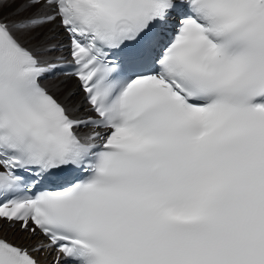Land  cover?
<instances>
[{"label":"snow or ice","instance_id":"snow-or-ice-1","mask_svg":"<svg viewBox=\"0 0 264 264\" xmlns=\"http://www.w3.org/2000/svg\"><path fill=\"white\" fill-rule=\"evenodd\" d=\"M0 264H264V0H0Z\"/></svg>","mask_w":264,"mask_h":264}]
</instances>
